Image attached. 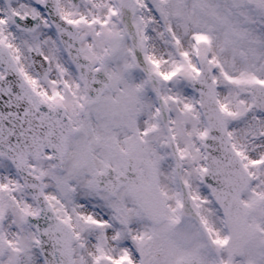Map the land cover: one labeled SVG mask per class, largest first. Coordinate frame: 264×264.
Listing matches in <instances>:
<instances>
[{"label":"snow or ice","instance_id":"1","mask_svg":"<svg viewBox=\"0 0 264 264\" xmlns=\"http://www.w3.org/2000/svg\"><path fill=\"white\" fill-rule=\"evenodd\" d=\"M0 264H264V0H0Z\"/></svg>","mask_w":264,"mask_h":264}]
</instances>
